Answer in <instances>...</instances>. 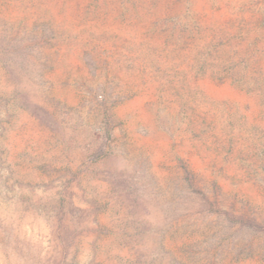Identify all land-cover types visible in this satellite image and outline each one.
Returning a JSON list of instances; mask_svg holds the SVG:
<instances>
[{
	"label": "rangeland",
	"instance_id": "374dc122",
	"mask_svg": "<svg viewBox=\"0 0 264 264\" xmlns=\"http://www.w3.org/2000/svg\"><path fill=\"white\" fill-rule=\"evenodd\" d=\"M0 264H264V0H0Z\"/></svg>",
	"mask_w": 264,
	"mask_h": 264
}]
</instances>
